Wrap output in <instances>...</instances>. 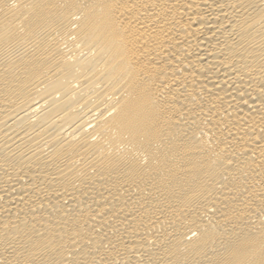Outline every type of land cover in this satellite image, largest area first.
<instances>
[{"label": "bare ground", "instance_id": "bare-ground-1", "mask_svg": "<svg viewBox=\"0 0 264 264\" xmlns=\"http://www.w3.org/2000/svg\"><path fill=\"white\" fill-rule=\"evenodd\" d=\"M0 264H264V0H0Z\"/></svg>", "mask_w": 264, "mask_h": 264}]
</instances>
